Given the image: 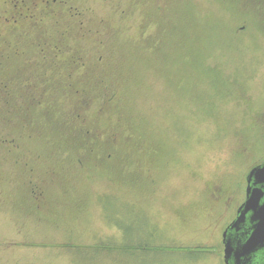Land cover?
I'll list each match as a JSON object with an SVG mask.
<instances>
[{"label": "rangeland", "instance_id": "1", "mask_svg": "<svg viewBox=\"0 0 264 264\" xmlns=\"http://www.w3.org/2000/svg\"><path fill=\"white\" fill-rule=\"evenodd\" d=\"M33 2L35 23H14L0 0V264H223L218 236L264 161V0H71L84 34ZM57 42L84 58L85 91L67 55L40 59ZM75 125L98 134L85 160L64 144ZM141 238L155 252L118 251Z\"/></svg>", "mask_w": 264, "mask_h": 264}, {"label": "trees", "instance_id": "2", "mask_svg": "<svg viewBox=\"0 0 264 264\" xmlns=\"http://www.w3.org/2000/svg\"><path fill=\"white\" fill-rule=\"evenodd\" d=\"M14 3L12 4L13 10L16 13V16H13V22L14 23H18L20 21V19H22L21 21H28V22H34L35 21L31 18H34L32 15L28 14V12L31 11V8L29 7L30 5H35V3L30 1V0H23L21 1L22 5L20 3H18L17 0H13ZM43 3L49 8L48 5H52V7H56V9H60L63 11V15H67V18H69L70 20H73L78 26H79V30H81L82 34H84V32L86 33L88 29L85 28L84 26V22H83V17L86 15V11H82L80 10L78 7H76L75 5H73L71 3V0H42ZM38 3H36L37 5ZM48 4V5H47ZM55 9V10H56ZM57 13H55L56 15ZM57 17V16H55ZM9 19H11V17H6ZM246 26V25H245ZM241 29L244 28V26L239 27ZM69 34V28H67L66 30H64L62 32V35L66 38L67 35ZM86 36V35H85ZM46 44H42L39 43V49H38V54L40 55V59L44 62L46 61H51L52 63H56V59H60V55H67L65 48L63 46V44L61 42H57L56 44L53 45V50L50 52V49L48 50L46 47ZM15 55H17L19 52L17 51V49H15V51L13 52ZM68 56V63H66L65 66V71L67 72L66 74V79L68 80V88L75 90V92L79 93L81 90L85 91L84 89H75L77 88L74 85V81H73V76L74 73L77 71L75 70L76 68H84L86 65V62L84 60V58L82 57V55H79L78 53H74L71 52L70 54L67 55ZM1 57H9V55L7 56H1ZM54 61V62H53ZM97 63H101L103 64L105 62V55L103 54H99L96 60ZM103 80H99V84H102ZM0 95L6 96L7 99H9V95L11 94L12 90L10 89V87L8 86V84L4 83V82H0ZM29 88L34 87V85L32 83H30ZM61 91L64 88V83L60 85ZM81 91V92H82ZM41 93V94H40ZM39 94H34L32 96V107H36L38 105H41L44 103V97L42 95V92H40ZM84 95V93H83ZM42 96V97H41ZM113 99V97H109L107 99H105L106 102H110ZM104 101V102H105ZM9 103V102H8ZM89 103V101H83L81 102V107L83 106H87ZM111 103V102H110ZM74 119L76 121H83V115L81 112V109L76 110V114L74 116ZM67 123V122H66ZM65 123L64 128L67 126V124ZM72 126V125H71ZM63 128V127H62ZM80 130L81 131V136L85 137V140H79V138H77L76 136H71V133L76 134L77 131H73V130ZM70 130V131H67ZM73 130H71V127H68L67 129L63 130V140H64V144L67 147H71L74 146V148H76L77 150H80V156L85 160V153L87 152V154L91 155L92 152L94 151V147H95V143L97 142V140H99L98 138V134L97 132H95L94 129L90 128V127H85L84 125H78V126H73ZM179 134V133H178ZM226 136V132L218 134V135H214L212 137H209L208 140L210 142V144L215 143L219 137L224 138ZM253 135H246L245 137L247 138V140H250V137H252ZM244 138V137H243ZM89 139V140H87ZM79 140V141H78ZM256 147L257 150H263L264 151V139H262V141H259V144L256 143ZM110 154H108L109 157ZM79 157L80 163L84 164L83 159ZM264 162V161H263ZM255 166V165H254ZM253 167V166H252ZM30 194L33 197L34 201H40V199H43L44 194H43V190H40V187L38 185H34L33 187H30ZM142 238L139 241H133V242H129V243H124L123 245H121L120 249L118 248V251L121 250L124 253H131L134 254L135 257H142L144 253H151L154 250H156V246H152V244L150 243H145L141 241ZM111 248L113 247V245H111L110 243L108 244L107 248ZM106 248V249H107ZM109 248V249H110ZM164 250V248H163ZM137 252H142L141 255H138ZM155 252V251H154Z\"/></svg>", "mask_w": 264, "mask_h": 264}, {"label": "water", "instance_id": "3", "mask_svg": "<svg viewBox=\"0 0 264 264\" xmlns=\"http://www.w3.org/2000/svg\"><path fill=\"white\" fill-rule=\"evenodd\" d=\"M247 196L224 233L226 264H264V163L247 176Z\"/></svg>", "mask_w": 264, "mask_h": 264}, {"label": "flooded vegetation", "instance_id": "4", "mask_svg": "<svg viewBox=\"0 0 264 264\" xmlns=\"http://www.w3.org/2000/svg\"><path fill=\"white\" fill-rule=\"evenodd\" d=\"M6 20H8V18H6ZM264 163V162H263ZM261 164V163H260ZM260 164H257V165H260ZM255 165V166H257ZM255 166H253L252 168H254ZM251 168V169H252ZM251 169L249 170V172L251 171ZM249 172L244 176V182H245V188L243 189L242 186H241V189H240V195L242 196V194H244V198L243 200L240 202V204L236 207L235 210H233V214H232V217H231V220L223 227V229L221 230L220 234H219V243H220V248L222 247L223 245V253H222V261H223V264H226L225 263V259H224V250H225V237H224V233L226 231V229L229 227V225L235 220V218L237 217V214H238V209L240 208V206L245 202L246 200V196H247V187H248V183H247V176L249 174ZM214 198L216 199V201L220 202L221 201V194H220V191H217L216 194H213ZM240 196V198H241ZM239 203V201H238ZM158 227V225H157ZM159 228V227H158Z\"/></svg>", "mask_w": 264, "mask_h": 264}]
</instances>
